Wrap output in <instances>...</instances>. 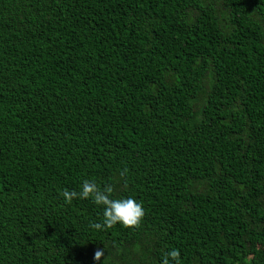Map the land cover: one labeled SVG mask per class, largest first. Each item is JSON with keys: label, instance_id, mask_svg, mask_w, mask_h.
Masks as SVG:
<instances>
[{"label": "trees", "instance_id": "16d2710c", "mask_svg": "<svg viewBox=\"0 0 264 264\" xmlns=\"http://www.w3.org/2000/svg\"><path fill=\"white\" fill-rule=\"evenodd\" d=\"M84 179L142 222L93 229ZM170 248L264 264V0H0V264Z\"/></svg>", "mask_w": 264, "mask_h": 264}, {"label": "clouds", "instance_id": "9594fccd", "mask_svg": "<svg viewBox=\"0 0 264 264\" xmlns=\"http://www.w3.org/2000/svg\"><path fill=\"white\" fill-rule=\"evenodd\" d=\"M114 188L111 184L102 187L95 180L84 179L79 191H64L62 193L66 202H71L73 198H90L93 203L101 206V219L91 224L95 230H104L117 224L125 227L138 226L145 215L143 204L132 196L115 198L112 194ZM104 256L102 249H97L93 260L99 262ZM159 264H180V252L178 249H166L159 261Z\"/></svg>", "mask_w": 264, "mask_h": 264}]
</instances>
